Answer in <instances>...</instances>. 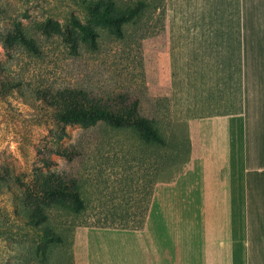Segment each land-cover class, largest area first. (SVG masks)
Returning <instances> with one entry per match:
<instances>
[{
    "label": "rangeland",
    "instance_id": "obj_1",
    "mask_svg": "<svg viewBox=\"0 0 264 264\" xmlns=\"http://www.w3.org/2000/svg\"><path fill=\"white\" fill-rule=\"evenodd\" d=\"M252 41L264 60L241 0H0V264H86L101 230H129L97 225L141 219L151 186L211 156L202 141L246 111ZM81 109L152 119L167 147L129 129L134 117L80 125ZM71 179L79 213L64 192L23 201Z\"/></svg>",
    "mask_w": 264,
    "mask_h": 264
},
{
    "label": "crops",
    "instance_id": "obj_2",
    "mask_svg": "<svg viewBox=\"0 0 264 264\" xmlns=\"http://www.w3.org/2000/svg\"><path fill=\"white\" fill-rule=\"evenodd\" d=\"M241 3L244 41L264 36V0ZM245 47L249 100L227 137L202 141L211 156L155 185L142 229L90 239L86 264H264V60Z\"/></svg>",
    "mask_w": 264,
    "mask_h": 264
},
{
    "label": "trees",
    "instance_id": "obj_3",
    "mask_svg": "<svg viewBox=\"0 0 264 264\" xmlns=\"http://www.w3.org/2000/svg\"><path fill=\"white\" fill-rule=\"evenodd\" d=\"M146 6L144 2L140 3L139 7H136L134 11L130 10L131 13L126 14L124 17L118 16L116 19L117 20H122L125 17H128L129 15L133 14L136 12L138 9H141L142 7ZM89 102V101H87ZM89 103H86L85 106H88ZM76 108V107H74ZM77 109V108H76ZM80 110V109H77ZM129 112V111H128ZM124 110H119L115 111L113 109H103L101 112H91L87 109H81V111H78L76 115L74 114V117H71L72 120L77 122L80 125H85V123L92 122V124H96V122L100 120H104L106 118L107 120H112L113 122H117V126H120V122L124 121H129L127 120L128 118H133L134 120L130 121L131 124L129 125V129L138 132L140 134V138L145 141L146 143H159L165 147H167V141L164 140L162 136L159 135V133L156 131L155 126H154V121L152 119H146L140 115L133 114V116H130V113ZM129 122V123H130ZM86 126V125H85ZM176 161V159H172L171 161H166L164 160L163 163V171L171 168L172 164ZM188 160L184 161V164L186 165L189 164L190 162H187ZM187 167V166H186ZM189 168V167H188ZM187 168V169H188ZM185 169V170H187ZM182 170L181 173L177 174L176 176L172 177L169 182L175 180V178L182 174L184 171ZM71 183L75 184L73 185V189H60L59 191L55 189H49V190H43L41 187L40 189H34L32 187H27L26 192L24 193L23 201L26 203H34L37 201H41L44 196L47 195H53L55 196L57 193L61 194L64 192V198H65V207L68 209L72 210L75 213H79L82 210L86 208V205L80 196V186L78 185V181L76 179H71ZM156 184H153L151 186V190L149 192V198L147 199L146 205L144 207V211L142 212L141 219L132 221L130 217L134 216L133 215H123L120 218L119 223H107V224H98L97 226L102 227V228H121V229H129V230H140L144 227L146 218L149 212L150 204L152 201L153 193H154V188ZM57 194V195H58ZM95 226V225H94ZM2 236H0V239ZM6 240V239H4ZM8 264V262H7Z\"/></svg>",
    "mask_w": 264,
    "mask_h": 264
}]
</instances>
